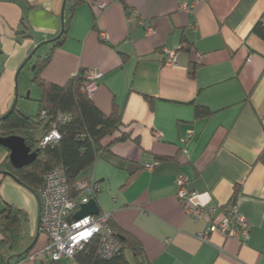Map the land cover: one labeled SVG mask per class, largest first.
Segmentation results:
<instances>
[{"label":"crops","instance_id":"crops-1","mask_svg":"<svg viewBox=\"0 0 264 264\" xmlns=\"http://www.w3.org/2000/svg\"><path fill=\"white\" fill-rule=\"evenodd\" d=\"M95 1L75 8L67 38L53 49L65 0H0V113L18 97L26 100L21 109L33 114L28 100L34 75L28 79L24 71L52 49L41 72L49 82L63 85L80 70L102 71L91 97L106 114L115 104L121 133L129 135L105 138L110 150L81 175L101 184V212L133 234L153 264H264V164L258 161L264 148V40L252 33L264 21V0H100L104 9ZM184 3L191 8L183 9ZM127 8L139 15H128ZM22 18L31 37L17 35ZM148 26L153 33H146ZM166 49L176 52L175 63L165 62ZM196 105L211 114L197 118ZM134 166L139 169L130 175ZM3 170L0 210L6 203L25 210L29 236L39 231L35 248L44 247L39 197ZM180 174L195 191L193 204L216 208L213 221L236 204L251 224L249 238L239 242L217 230L201 240L210 222L185 213L176 195ZM126 255L132 260L131 252ZM39 264L80 263L64 258Z\"/></svg>","mask_w":264,"mask_h":264},{"label":"trees","instance_id":"trees-1","mask_svg":"<svg viewBox=\"0 0 264 264\" xmlns=\"http://www.w3.org/2000/svg\"><path fill=\"white\" fill-rule=\"evenodd\" d=\"M84 1L66 0L65 12L69 15L65 21L64 33L59 41L54 42L53 49L61 45L67 38L69 22L75 8ZM120 1L125 4V0ZM127 14L135 15L133 9L129 8H127ZM20 25L17 35L23 38L31 37L27 33L29 26L25 18L21 19ZM252 33L264 40V21H257L252 28ZM52 51L46 57L38 55L35 61L36 72L32 82L41 91L37 114H27L17 105L7 117L0 121V135L23 136L27 144L32 147V151L36 152V157L30 164L18 169L12 166L9 161V150L4 148L8 154L0 161V167L11 172V177L38 196L45 175L59 165H63L70 195L76 198L79 195L76 183L82 178L83 172L89 169L99 156L110 150V145L104 144L103 140L109 136L120 134L124 123L122 112L115 104H113L112 112L106 114L95 104L91 95L81 91L85 70H80L63 85L45 80L41 76V72L52 59ZM35 54L36 52L32 57H28L24 66L33 59ZM195 71V67L191 68L190 74L194 76ZM148 99L150 98L148 97ZM44 111L48 112V119L42 118ZM57 113L69 114L71 119L64 124H57L61 139L42 146L40 145L41 139L52 128L51 123L55 121ZM210 114L209 108L195 106L197 118L207 117ZM3 115L0 113V117ZM128 135V133L122 132L118 139L125 140ZM258 161L264 164V148L258 156ZM129 169L130 175H132L139 169V166ZM74 215L75 212L71 218H74ZM28 225L29 215L25 210L9 203H6L0 210V264H8L10 258H12L11 261H19L25 257L27 253L22 256L21 254L35 238V236H29ZM110 226L114 237L121 243V250L112 257H105L98 252V241L94 240L77 253L76 259L80 264H153L148 259L142 243L133 234L119 228L112 218ZM35 246L29 252L33 251ZM127 251L131 252L132 260L127 257Z\"/></svg>","mask_w":264,"mask_h":264},{"label":"built area","instance_id":"built-area-1","mask_svg":"<svg viewBox=\"0 0 264 264\" xmlns=\"http://www.w3.org/2000/svg\"><path fill=\"white\" fill-rule=\"evenodd\" d=\"M93 4L99 9L106 7L105 2L100 0ZM190 8L191 5L188 3L183 4V9L189 10ZM133 13L139 15V11L136 9L133 10ZM153 31L151 26L146 28L148 34L153 33ZM165 52V62L175 63L176 52L171 49H166ZM202 57L203 55H199L198 61ZM103 75L104 73L98 69L85 70L81 91L89 95L93 94L98 89L99 80ZM42 118L48 119V112L44 111ZM70 119L69 114L57 113L55 121L51 123L52 128L44 134L40 145L45 146L61 139L57 124H64ZM155 135L157 138H161L159 131H156ZM186 140L187 138H184L182 142ZM76 189L79 191V195L73 198L70 195L63 165H59L45 175L38 197L41 206L40 230L46 234L48 241L44 247L35 248L16 264H34L44 260L60 261L64 258L76 259L77 253L94 240L98 241V252L105 257H112L121 250V243L114 237V232L110 226L111 215L109 213L100 212L98 215L91 214L81 219H76L74 215V218H71V215L80 209L81 204L87 203L91 198H96L101 191V184L97 180L82 177L77 181ZM176 195L189 218L196 221L206 219L210 222V225L199 234L201 240H208L210 233L217 230L228 238H233L239 242H244L249 238L251 224L239 212L236 204H231L222 213L220 219L213 221L212 216L216 208L193 204L192 199L195 191L190 188L188 178L182 174L177 178Z\"/></svg>","mask_w":264,"mask_h":264},{"label":"water","instance_id":"water-1","mask_svg":"<svg viewBox=\"0 0 264 264\" xmlns=\"http://www.w3.org/2000/svg\"><path fill=\"white\" fill-rule=\"evenodd\" d=\"M66 4V0H65ZM65 4L62 11L61 16V30L59 34L54 37L50 42L59 41L65 30ZM44 43L39 44L34 51L29 55L32 57L33 53H35ZM24 66V64H23ZM21 66V69L23 68ZM18 105V97H16L14 104L2 117H0V121L7 117ZM0 147L6 148L9 150V161L15 168H22L25 165L30 164L36 157V152L32 151V147L27 144L26 139L23 136L19 135H11V136H1L0 135ZM8 153L6 152V155ZM4 174L12 176V173L6 170L2 171ZM101 212V207L96 198H91L87 203H83L80 205V209L75 213L76 219H81L87 215L95 214L98 215ZM40 230V223H39ZM122 237V236H119ZM39 238V231L37 232L33 242L25 249V251L21 254L25 255L28 253L37 243ZM11 259L8 260V264H11Z\"/></svg>","mask_w":264,"mask_h":264},{"label":"rangeland","instance_id":"rangeland-1","mask_svg":"<svg viewBox=\"0 0 264 264\" xmlns=\"http://www.w3.org/2000/svg\"><path fill=\"white\" fill-rule=\"evenodd\" d=\"M32 64L33 65L30 64L29 66H27L25 71H24V75L28 79H30L33 75H35V72H36V70H35L36 69V63H32ZM30 67L33 68V69H31V71L29 69ZM40 96H41L40 89L38 87H33L31 99L28 100L30 102V104L33 105L32 112H31V113H33L32 115H36L38 112V109H39L38 99L40 98ZM25 102H26V100L21 98V102H18L19 108L23 107L25 105ZM3 153H4V148L0 147V160L3 158L2 157Z\"/></svg>","mask_w":264,"mask_h":264}]
</instances>
